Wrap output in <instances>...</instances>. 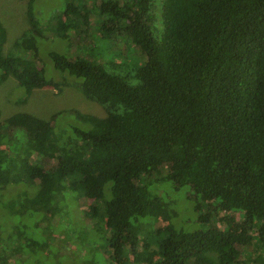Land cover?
Wrapping results in <instances>:
<instances>
[{"label":"trees","instance_id":"trees-1","mask_svg":"<svg viewBox=\"0 0 264 264\" xmlns=\"http://www.w3.org/2000/svg\"><path fill=\"white\" fill-rule=\"evenodd\" d=\"M156 1L63 0L47 20L29 0L30 27L7 53L0 22V84L13 78L18 100L68 84L103 111L0 118V264H29L46 246L29 230L64 238L58 225L97 240L108 264H236L242 251L243 264H264V0H159L157 18ZM91 13L100 41L123 34L138 56L107 67L50 50L59 74L47 78L42 27L90 39ZM161 182L185 190L202 227L173 222L177 211L153 186ZM219 210L240 219L221 221Z\"/></svg>","mask_w":264,"mask_h":264},{"label":"rangeland","instance_id":"rangeland-1","mask_svg":"<svg viewBox=\"0 0 264 264\" xmlns=\"http://www.w3.org/2000/svg\"><path fill=\"white\" fill-rule=\"evenodd\" d=\"M28 1L29 0H0V22L6 30V37L2 44V53H7L11 50L14 40L22 31L30 27L26 15L29 6ZM97 1L99 0H95V2ZM118 1L122 2L124 0ZM158 1L159 0L156 1L154 6L156 18L159 14V5H156ZM62 4L63 0H33L32 12L39 19L43 18L49 20L48 16L50 13L52 14L51 16L55 17L53 13L58 11ZM85 4L87 8H92V0H85ZM98 21L99 19L96 18L93 13L89 14L87 27L89 28L88 32L90 34V39L87 37V32L78 33L70 30L63 34V39L59 40V38L51 37L50 32L42 27V33L46 37L38 38L37 48L40 64L43 65V70L47 78H56V74H59L53 69L47 55V52L50 50L61 52L64 49L73 57H85L94 61V63L105 64L107 67L114 62L120 63L119 66L123 68L124 64L126 65L132 58L134 59L138 56L136 48L129 43L123 34H112L107 38V41H100L96 30ZM116 67H118V65H116ZM65 76L67 77L66 74ZM15 83L13 78L7 77L0 84V118L10 113L23 111L31 113L39 118L48 119L52 113L68 109H73L80 113H91L97 116L103 115L102 108L99 104L85 98L72 85L63 84L60 89L51 87L34 88L26 99L21 102L18 100L17 96L18 94H23V89ZM69 117L70 116L63 114L58 116L55 121L61 124ZM36 159H42L43 162H50L44 156ZM167 185L169 187H167ZM153 186L157 187L156 189L160 192L162 198L170 201L177 211V218L173 221L174 223L178 226H181L179 225V223H181V227L185 230L202 227V224L196 222L192 210L190 211L187 209L191 201L185 199L184 189L179 188L174 190L167 182H161ZM33 189L34 188L30 189L29 192ZM201 203L208 209L214 208L212 202L208 199H204ZM71 204L72 203H70V206ZM82 204L84 203L82 202ZM60 212L61 211L57 213L54 211V213L58 214L57 217H59ZM215 214L221 221L224 220L229 224L240 216L237 212L221 210L217 211ZM83 222V230H86L88 227L87 220ZM48 229L49 228H45L44 232L43 228L38 230L33 228L29 230V235L32 236V238L34 237L39 244H43V242L46 243L45 248L40 249L36 247L33 252H30L29 264H108L103 247L100 249L97 247V240L94 241V244H89L86 240L78 239V232L73 227L59 225L53 230L60 231L62 235H64V238L57 239L54 237L50 240L46 235H43V233H48ZM53 233L56 234L55 232ZM87 248H92V250H88V252ZM45 253H47V256ZM244 260H246V256L242 251L236 260V264H243ZM15 263L24 264L22 260L19 262L12 260L11 264Z\"/></svg>","mask_w":264,"mask_h":264}]
</instances>
